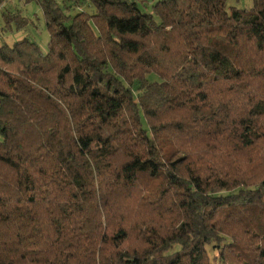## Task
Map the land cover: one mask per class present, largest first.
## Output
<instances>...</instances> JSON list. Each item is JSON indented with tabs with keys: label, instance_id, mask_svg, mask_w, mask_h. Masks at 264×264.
Returning <instances> with one entry per match:
<instances>
[{
	"label": "trees",
	"instance_id": "trees-1",
	"mask_svg": "<svg viewBox=\"0 0 264 264\" xmlns=\"http://www.w3.org/2000/svg\"><path fill=\"white\" fill-rule=\"evenodd\" d=\"M7 1L0 35L35 24ZM25 1L49 41L0 38V264H264V0Z\"/></svg>",
	"mask_w": 264,
	"mask_h": 264
},
{
	"label": "rangeland",
	"instance_id": "rangeland-1",
	"mask_svg": "<svg viewBox=\"0 0 264 264\" xmlns=\"http://www.w3.org/2000/svg\"><path fill=\"white\" fill-rule=\"evenodd\" d=\"M253 0H239V1H232L231 4L238 6V7H249L252 5ZM6 8H10V10L19 9L23 12L24 15L31 18L35 24H31L28 27V30H14V31H7L2 30L0 38L2 41H7L12 44L15 40L24 37L28 34L31 38L35 39L41 46V48L46 51L48 48V41H49V33L46 29L44 24V18L42 15V11L40 7L37 5L35 1H31L30 3H26L25 0H8L6 2ZM4 6V7H5ZM2 18H1V11H0V28L3 26ZM211 256H218L219 252L211 251Z\"/></svg>",
	"mask_w": 264,
	"mask_h": 264
}]
</instances>
